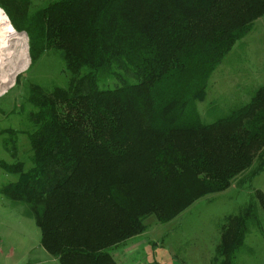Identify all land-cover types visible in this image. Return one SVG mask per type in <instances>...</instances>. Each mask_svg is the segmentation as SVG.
I'll use <instances>...</instances> for the list:
<instances>
[{
    "label": "trees",
    "instance_id": "1",
    "mask_svg": "<svg viewBox=\"0 0 264 264\" xmlns=\"http://www.w3.org/2000/svg\"><path fill=\"white\" fill-rule=\"evenodd\" d=\"M5 2L33 59L60 53L70 73L66 86L33 84L31 128L5 130L13 156L27 135L33 165L0 159L16 177L0 193L29 204L60 264H118L111 249L143 233L148 216L168 222L263 171L264 85L211 123L197 102L264 0H56L22 19ZM258 202L260 189L224 218L212 264H235Z\"/></svg>",
    "mask_w": 264,
    "mask_h": 264
},
{
    "label": "rangeland",
    "instance_id": "2",
    "mask_svg": "<svg viewBox=\"0 0 264 264\" xmlns=\"http://www.w3.org/2000/svg\"><path fill=\"white\" fill-rule=\"evenodd\" d=\"M4 1L16 18L22 19L56 0ZM0 7L12 23L7 11L1 4ZM16 31L18 38H22V34L26 36L29 64L0 94V159L24 161L28 169L33 162L27 135H19L16 156H13L3 144V139L8 137L5 130L31 128L28 114L33 106L27 98L33 84L45 90L55 85L66 86L70 73L60 53L48 51L33 59L29 35L25 30ZM10 46L16 58L22 49V40H13ZM118 82L111 78L103 84L115 86ZM261 85H264V15L211 74L206 98L197 102L202 122L211 123L246 104ZM246 175L247 172L241 174L228 189L198 199L168 222L159 221L155 215L148 216L143 233L111 249L118 264H212L224 218L239 213L253 199L256 190L264 192V169L240 187L238 181ZM15 179L0 168V187ZM256 212L257 219L251 221L244 245L236 251L235 264H264V209L259 202ZM0 264H60L58 258L43 248L41 230L29 204L11 200L1 193Z\"/></svg>",
    "mask_w": 264,
    "mask_h": 264
},
{
    "label": "bare ground",
    "instance_id": "3",
    "mask_svg": "<svg viewBox=\"0 0 264 264\" xmlns=\"http://www.w3.org/2000/svg\"><path fill=\"white\" fill-rule=\"evenodd\" d=\"M17 34L8 16L0 7V94L13 84L15 75L29 64L26 36L22 34V38H18ZM20 39L22 40V49L15 58L10 43ZM16 45L18 44L16 43Z\"/></svg>",
    "mask_w": 264,
    "mask_h": 264
}]
</instances>
